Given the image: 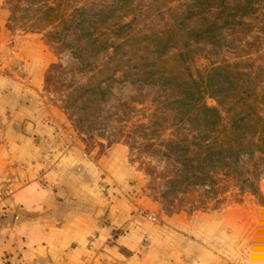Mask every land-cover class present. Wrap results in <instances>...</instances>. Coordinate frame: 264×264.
Masks as SVG:
<instances>
[{
    "label": "rangeland",
    "instance_id": "rangeland-1",
    "mask_svg": "<svg viewBox=\"0 0 264 264\" xmlns=\"http://www.w3.org/2000/svg\"><path fill=\"white\" fill-rule=\"evenodd\" d=\"M2 3L13 34L42 39L53 56L43 98L68 121L56 131L66 150L78 141L99 157L123 146L152 223L243 209L264 235V0ZM58 5L66 22L51 25L43 12ZM203 104L228 127L250 123L238 154L222 153L230 166L206 162L220 136L200 126Z\"/></svg>",
    "mask_w": 264,
    "mask_h": 264
},
{
    "label": "crops",
    "instance_id": "crops-1",
    "mask_svg": "<svg viewBox=\"0 0 264 264\" xmlns=\"http://www.w3.org/2000/svg\"><path fill=\"white\" fill-rule=\"evenodd\" d=\"M8 20L0 0V264H264L256 214L152 223L123 146L66 150L56 131L68 121L43 98L53 56Z\"/></svg>",
    "mask_w": 264,
    "mask_h": 264
},
{
    "label": "trees",
    "instance_id": "trees-1",
    "mask_svg": "<svg viewBox=\"0 0 264 264\" xmlns=\"http://www.w3.org/2000/svg\"><path fill=\"white\" fill-rule=\"evenodd\" d=\"M62 12L64 11L62 10V7L60 5L56 7L48 6L47 9L43 12V16H44L43 18L46 21H48V23L50 21L51 25L59 21L60 23L61 22L65 23L66 22L65 16L62 14ZM81 22H83V19L79 23ZM117 27L121 28L120 26H117ZM122 28H124V26H122ZM223 69L228 70L229 65L224 68L220 67L214 70V72H218ZM192 97H195L194 91L191 92V98ZM183 106L185 107L186 105L183 104ZM199 111L202 112L203 118H204V121L202 124L200 123L201 124L200 126L203 127L206 132H210L211 134H218L220 136V137H217L220 139L213 141L205 146V149L207 150L206 162L209 163V165L216 164L217 162H221V163H224L225 165L230 166V164L226 162L227 159L229 158H227L226 155H222V153L228 151L230 153L229 157H233V154L234 155L238 154L236 150V143H240L242 136H243L244 129H247V127H250V123H246L242 127L243 120H239V121L237 120V121H234L231 124V126L228 127L225 125V120H224V117L219 107H216V106L210 107L206 104H203L200 107ZM250 111H252L251 108H250ZM253 112H254V109H253ZM221 140L223 142L225 141L224 142L225 144H223ZM206 162L204 161L203 164H205ZM203 172H204L203 174L205 178H206L205 175L209 176V170L208 171L204 170Z\"/></svg>",
    "mask_w": 264,
    "mask_h": 264
}]
</instances>
